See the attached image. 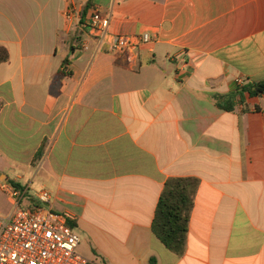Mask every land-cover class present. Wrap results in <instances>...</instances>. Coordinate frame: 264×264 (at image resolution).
I'll return each mask as SVG.
<instances>
[{"label": "crops", "instance_id": "crops-1", "mask_svg": "<svg viewBox=\"0 0 264 264\" xmlns=\"http://www.w3.org/2000/svg\"><path fill=\"white\" fill-rule=\"evenodd\" d=\"M0 46L1 215L44 190L88 263L264 264V96L214 99L264 81V0H0ZM170 178L199 181L183 256L152 232Z\"/></svg>", "mask_w": 264, "mask_h": 264}, {"label": "built area", "instance_id": "built-area-1", "mask_svg": "<svg viewBox=\"0 0 264 264\" xmlns=\"http://www.w3.org/2000/svg\"><path fill=\"white\" fill-rule=\"evenodd\" d=\"M82 14L83 10L79 17ZM67 17L70 19L72 13ZM90 22L100 40H108L111 17L94 9ZM151 42L149 34L137 38L117 36L109 46L113 52L134 54L141 45ZM236 82L245 85L241 79ZM1 188L12 199L13 209L7 216L0 214V264H88L78 252L80 238L68 225L67 217L43 206L50 203L48 191L38 194L41 207L25 209L21 204L27 190H17L11 184H2Z\"/></svg>", "mask_w": 264, "mask_h": 264}, {"label": "trees", "instance_id": "trees-1", "mask_svg": "<svg viewBox=\"0 0 264 264\" xmlns=\"http://www.w3.org/2000/svg\"><path fill=\"white\" fill-rule=\"evenodd\" d=\"M8 50L0 46V64L8 62ZM264 96V81L249 82L227 95H214L217 105L234 111L245 104L246 97ZM199 181L194 178H170L159 199L152 224L154 236L171 252L183 256L187 248L188 231ZM152 258L150 264H156ZM91 264V263H88Z\"/></svg>", "mask_w": 264, "mask_h": 264}, {"label": "rangeland", "instance_id": "rangeland-1", "mask_svg": "<svg viewBox=\"0 0 264 264\" xmlns=\"http://www.w3.org/2000/svg\"><path fill=\"white\" fill-rule=\"evenodd\" d=\"M32 194H39L40 193V191H38V190H35L34 192H31ZM1 198H2V200H1ZM25 202L23 201V204H24ZM0 205H1V209L0 210H3L4 212H6L7 210H9L10 209V204H9V202L7 201V199H6V197H0Z\"/></svg>", "mask_w": 264, "mask_h": 264}]
</instances>
